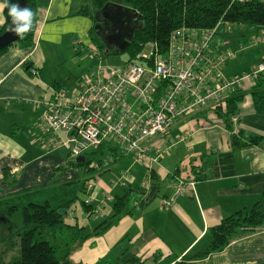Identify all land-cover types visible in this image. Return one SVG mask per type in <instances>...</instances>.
Masks as SVG:
<instances>
[{"label":"crops","instance_id":"1","mask_svg":"<svg viewBox=\"0 0 264 264\" xmlns=\"http://www.w3.org/2000/svg\"><path fill=\"white\" fill-rule=\"evenodd\" d=\"M86 2L41 0L32 45L27 48L14 45L0 56V181L3 170L15 180L9 188L0 186L1 197L28 189L59 190L60 195L63 185L82 177L75 169L67 168L69 159L60 156L61 148L52 147L54 138L46 132L42 121L45 106L39 102L50 101L60 90L56 80L59 74L54 71L49 74V70L59 63L61 55H79L77 58L81 60L85 55L101 53L92 46L89 37L91 19L76 14ZM3 10H0V26L4 23ZM248 28L251 35L259 31L257 27ZM242 35L234 37V44L223 32L216 35L214 53L229 48L237 51L240 43L247 40ZM261 47L255 49V54L262 53V58L264 46ZM239 54L225 63L223 72L227 77L241 75L255 67L251 62L249 68L237 70L242 65ZM237 58L239 62L232 65ZM248 92H244L245 97L235 111L239 119L237 129L242 139L249 135L260 137L257 145L233 146L230 130L221 120H211L201 114L177 120L171 131L156 141L160 149L169 148L157 165L147 167L134 163L116 147H109L116 151L107 152L105 158L111 161L97 173L94 180L97 195L92 196L94 186L86 191L90 205L102 208L103 216H93L100 222L91 223L93 217L82 210L75 221L64 223L77 225L85 235L92 234L112 216L114 197L127 195L128 199L133 192L136 197L131 206L125 207L118 221L75 249L70 255L71 262L125 264L135 257L141 264H174L209 228L259 201L264 191V114L255 112ZM173 175L193 178L195 189L165 206L174 195ZM121 179L122 185L118 184ZM201 263L264 264V234L257 229Z\"/></svg>","mask_w":264,"mask_h":264},{"label":"built area","instance_id":"2","mask_svg":"<svg viewBox=\"0 0 264 264\" xmlns=\"http://www.w3.org/2000/svg\"><path fill=\"white\" fill-rule=\"evenodd\" d=\"M224 24L219 21L207 29L177 28L171 32L164 52H159L155 43H146L123 67L99 66L79 77L72 90H57L53 99L39 102L45 106L42 121L54 138L52 147L60 145L71 159H77L89 149L114 142L134 163L157 165L169 148L160 149L156 141L166 136L177 120L202 113L214 120L215 112H226V100L232 93L249 91L252 83L264 76V54L250 71L233 77L224 74L227 61L264 45V29L258 28V33L240 43L237 51L214 53L215 36ZM227 25L229 30L231 26ZM229 121L236 133L238 117L232 114ZM61 132L65 139L58 136ZM110 161L106 159L103 167ZM122 183V179L118 181ZM171 185L174 195L165 206L193 191L196 181L173 175ZM91 189L87 186L86 190Z\"/></svg>","mask_w":264,"mask_h":264},{"label":"trees","instance_id":"3","mask_svg":"<svg viewBox=\"0 0 264 264\" xmlns=\"http://www.w3.org/2000/svg\"><path fill=\"white\" fill-rule=\"evenodd\" d=\"M23 8H31L35 14L32 30L25 35L24 39L17 40L2 49L0 56L12 48L14 45L27 48L32 45L35 32L39 22V12L41 0H22ZM91 10L87 6H82L76 14L87 16L91 19L92 27L89 30V37L92 46L100 52L105 51L103 39L98 34L96 27L97 12L106 5L115 8L121 6L137 14L138 27L134 30L132 39L126 50L123 52L132 60L140 53L146 43H155L159 52H164L168 45L171 32L182 26L189 28H213L219 21L230 25H242L251 28L264 29V0H247L238 3L234 0H89ZM17 3V0H12ZM4 23L0 26V35L5 32L10 19L7 9L3 10ZM94 14V17L92 16ZM264 46V45H262ZM260 47V46H258ZM257 48V47H255ZM112 50L108 51L109 55ZM122 53V54H123ZM121 54V53H116ZM58 88V87H56ZM252 99L253 107L257 114H264V76H259L251 85L248 92ZM245 97L242 91H235L226 100V112L216 113V119H220L222 125L230 130L232 145L245 147L257 145L261 138L258 136H247L240 138V131L233 132V126L229 117L235 114L237 106ZM203 114V113H202ZM201 115V114H200ZM206 115V114H205ZM116 150L101 144L94 152L85 153L81 159H69L67 168L75 169L82 174V186L79 190L86 193L88 176L96 179L97 173L103 171V162L106 160L107 152ZM83 159V160H82ZM91 164L98 169H93ZM100 167V168H99ZM79 181L67 183L62 186V193L46 189H28L16 194L1 197L0 212L4 214V219L15 218L16 228L8 235L0 237V264H73L70 255L79 248L90 236L100 235L118 221L123 210L127 195L114 197L112 203V216L103 221L95 228L92 234H83V229L77 225L69 226L64 223L63 218L68 215L69 209L77 200L82 201L81 206L86 214H93L94 209L90 203L84 204L79 196H73L69 188L78 185ZM15 184L8 171H2L0 181L1 188H9ZM123 184V183H122ZM55 191V192H54ZM52 192V193H51ZM55 194V195H54ZM59 210H65L63 217L58 215ZM264 227V191L259 199L250 209L237 211L222 219L218 225L209 228L202 238L188 251L180 261L174 264H203L204 259L214 253L224 250L232 241L245 235L255 232ZM61 233L60 243H55L57 237L52 234L54 231ZM69 232V233H64ZM52 235L50 240H45L46 235ZM48 239V238H46ZM52 241V242H51ZM14 249L17 254L5 263L3 258ZM125 264H141L135 257L129 258Z\"/></svg>","mask_w":264,"mask_h":264},{"label":"rangeland","instance_id":"4","mask_svg":"<svg viewBox=\"0 0 264 264\" xmlns=\"http://www.w3.org/2000/svg\"><path fill=\"white\" fill-rule=\"evenodd\" d=\"M87 2L85 4H82V5H85L87 6L88 8H90V10L92 9L90 4H89V1L86 0ZM94 17V14L92 15ZM134 20V18H133ZM136 21L134 20V23ZM133 22H131L132 25H135ZM97 24V23H95ZM94 25V24H93ZM138 24L136 23V26ZM103 26L104 29H102L103 32H101V34L106 31V34H108L109 32H107V29L106 27L108 26V23H105L103 21H100L98 22V24L96 25V27L94 28H101ZM230 29L227 30L228 28V25L227 24H224L223 26H221L217 32V36H219L220 34H222V32L225 34L226 37L229 38V42L231 44H234V37H236L237 34H243L242 36H245L246 38H251L253 37L254 35H251L249 33V28L247 26L244 27V29L241 30V27L242 25H230ZM102 34V35H103ZM241 40H243V37L241 38ZM261 47V46H260ZM262 48V47H261ZM145 49L148 50V48L146 47ZM144 49V52H147V50ZM256 48H253L252 50H248L246 52H243L239 55H242V61H240V63H242L241 66H238L237 70H243V69H247L249 68V66L251 65V62L252 64L254 63L255 66L258 65L260 62H261V54L257 55L255 54ZM227 50H231V48L227 49ZM106 51V49H105ZM104 51V52H105ZM104 52H101L99 53V55H85V57H83L81 60H79L77 58V56L79 55H61L60 57V61L58 64L56 65H53L51 66L52 68H50L49 70V74L51 73V71H54L56 72L57 74H59L57 76V84L59 85L60 89H63L64 91L65 90H72V87H73V83L75 82L76 78H79L81 77L82 75H86L94 70H97V68L99 66H103L107 69H115V68H120V67H123L124 64L127 62L128 60V56L125 54V53H121V54H116V53H110L109 55H105ZM112 52H114L112 50ZM80 57V56H79ZM82 57V56H81ZM240 58V57H239ZM239 58H237L236 60L232 61V65L233 63H237L239 62ZM251 60V61H250ZM213 115V114H211ZM215 116V115H214ZM63 133V134H62ZM61 133V139H65L66 135L64 132ZM63 141V140H62ZM111 146H114L116 147L120 153V149L118 147V145H116L114 142H105V148L106 147H111ZM60 149L59 151V154L62 158H66L67 160L68 159H71L68 155V152L66 151L65 148H63L62 146L58 145L57 146V149ZM90 152H94L93 149H89L87 151V153H90ZM68 157V158H67ZM75 160V159H73ZM69 161V160H68ZM100 168V167H99ZM95 169V168H93ZM98 169V168H96ZM82 174L79 172V177H81ZM82 178V177H81ZM79 180V183H77L80 187L82 186V182H81V179H77V181ZM94 177L92 176H88L87 180H85V184H86V187L87 186H91L93 188L94 186ZM76 186V185H73L70 187V191L73 193V196H79V199L80 200H83L85 201L84 204H89L90 203V197L86 194H83V193H80L79 192V186ZM76 186V187H75ZM58 191V190H57ZM97 192H98V189L97 187L94 186L93 188V192H92V196H96L97 195ZM52 193V192H51ZM136 197V194L133 192V195L131 198H128L126 203H125V207H129L132 205L133 203V199ZM89 200V203H86V201ZM82 201H79L77 200L76 203L71 207V209H69L68 211V215L66 217L63 218L64 222L66 223H70V222H73L75 221V217H79L80 216V213L82 212L83 208H82V204H81ZM97 210H99V212H96ZM3 211L0 212V237H3L5 235H8L10 234L17 226V221L15 218L13 219H10V220H7V219H4V214L2 213ZM93 214L89 215L87 214L88 217H93L96 215H100V216H103V211H102V208L100 207H96L92 210ZM71 213H73V215L71 216ZM91 218V223L93 224H97V222L99 223L100 221H98V218ZM95 219V220H94ZM97 219V220H96ZM96 221V222H94ZM263 234H264V227L261 228ZM64 231V230H63ZM64 233H69V232H65ZM53 235H55V237H57V240H55V243H60V237H58L61 233L58 231H54L52 232ZM52 235L50 234H47L46 235V239L47 241L50 240V237ZM52 242V241H51ZM0 249H2V247L0 246ZM17 254V249H14L13 251L9 252L4 258H3V261L8 262V260L11 258V257H14L15 255Z\"/></svg>","mask_w":264,"mask_h":264},{"label":"water","instance_id":"5","mask_svg":"<svg viewBox=\"0 0 264 264\" xmlns=\"http://www.w3.org/2000/svg\"><path fill=\"white\" fill-rule=\"evenodd\" d=\"M17 4L21 8H23L24 6V2L22 0H17ZM107 9H109L108 5H106L101 11L97 12L96 14L97 22H108V32H111L110 36H108L107 39L103 41L106 48L104 54L106 55V53L110 50H113L115 53H123L128 47L134 32L133 29L128 28L129 21L133 18L136 19L137 14L127 8L116 6L115 10H119L118 12L120 13H127V17H120V13H114L113 15L107 17L105 16L107 13ZM12 27H14V25ZM17 38L18 36L14 32L8 31L7 29L0 35V49L13 44L17 40ZM79 158L81 159V157H78L77 160ZM65 212V210H59L58 215L60 217H63Z\"/></svg>","mask_w":264,"mask_h":264},{"label":"clouds","instance_id":"6","mask_svg":"<svg viewBox=\"0 0 264 264\" xmlns=\"http://www.w3.org/2000/svg\"><path fill=\"white\" fill-rule=\"evenodd\" d=\"M7 9L10 19L8 31L14 32L22 40L29 33L34 24L35 14L31 8H21L12 0H0V10ZM14 25V27H12Z\"/></svg>","mask_w":264,"mask_h":264},{"label":"flooded vegetation","instance_id":"7","mask_svg":"<svg viewBox=\"0 0 264 264\" xmlns=\"http://www.w3.org/2000/svg\"><path fill=\"white\" fill-rule=\"evenodd\" d=\"M118 11H119V10H118ZM118 11L115 10V8L109 7V9H107V13H106L105 16L109 17V16L113 15L114 13H120V12H118ZM121 16L127 17V13H120V17H121ZM127 19H128V18H127ZM134 20L136 21V19H134ZM134 20L132 19V20L129 21V24H128V28H129V29H133V30H135V29L138 27V25L136 26L137 21L134 23ZM131 22H133L135 25H132ZM107 23H108V22H107ZM97 24H98V22H97ZM102 29H104L103 26H102L101 28H99V29L97 28V30H98V34L101 36V38H102L103 41H104V40L107 39L108 36H110V33H111V32H109L108 34H106V31H105L104 34L102 33V34H103V35H102V34H101V32H103ZM106 29H107V32H108L109 24H108V26L106 27Z\"/></svg>","mask_w":264,"mask_h":264}]
</instances>
